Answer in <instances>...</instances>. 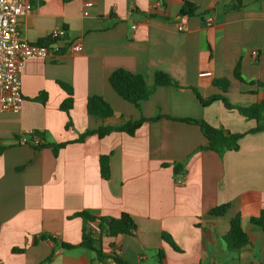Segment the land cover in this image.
<instances>
[{"label":"crops","instance_id":"crops-1","mask_svg":"<svg viewBox=\"0 0 264 264\" xmlns=\"http://www.w3.org/2000/svg\"><path fill=\"white\" fill-rule=\"evenodd\" d=\"M183 1L193 3L196 13L180 15ZM30 3L19 21L21 40L39 44L55 28L65 33L47 45V56L24 59L21 107L0 111V262L120 264L117 258L125 264H160L162 250L163 264H264V231L248 220L264 213V129L248 132L256 121L219 100L202 107L192 89L202 97L223 93L237 106L264 99V0ZM180 23L183 30H178ZM116 68L143 75L148 85L160 70L179 88L156 86L137 107L108 84ZM220 78L228 80L225 92L213 84ZM60 83L73 91L68 114L59 108L66 96ZM43 94L44 103L35 100ZM93 94L113 109L106 124L147 120L132 135L92 134L56 150L19 143L27 131L61 143L96 128L101 121L85 109ZM178 118L203 119L245 134L237 150L218 154L202 148L206 139L199 126ZM103 154L109 155L108 178L99 171ZM174 165L182 171L175 174ZM222 203H229L223 215L209 214ZM80 211L128 213L135 231L102 236L97 254L79 244L84 220L75 213ZM236 214L249 238L237 251L222 239Z\"/></svg>","mask_w":264,"mask_h":264},{"label":"trees","instance_id":"trees-1","mask_svg":"<svg viewBox=\"0 0 264 264\" xmlns=\"http://www.w3.org/2000/svg\"><path fill=\"white\" fill-rule=\"evenodd\" d=\"M197 7L189 2L183 1L179 10L180 15L190 16L195 14ZM58 40L56 37H48L45 40L39 42L41 45H48L50 43ZM234 75L240 79L238 68L234 69ZM108 84L111 88L124 100L133 103L135 106H139L141 101L147 99L152 93L156 86H172L179 88L176 81L170 77L166 72L157 70L154 72V82L153 85H148L143 75L129 71L124 68L114 69L107 77ZM213 84L225 92L228 86V80L224 78L215 79ZM61 88L66 92L65 98L59 104V108L68 114L70 108L73 104V91L68 85L60 83ZM194 90L195 96L202 107H206L210 103L219 100L222 102L225 108L235 109L237 112L247 119H254L256 121L255 127L251 128L248 132H256L258 130L264 129V123L262 122L263 112H264V99L259 100L248 106H237L228 101V99L223 95V93L212 94L207 97H202L197 90ZM45 94L43 96H38L35 100L42 103L45 102ZM85 109L89 116L101 121V123L94 129H86L82 132L79 137L71 141H65L61 143H48L43 141L42 136L34 132L39 138L40 142L32 144L36 149L43 146H53L56 150L57 148L63 147L69 142H81L88 136L95 134L99 138L109 135L112 132H125L129 135L134 134L135 130L147 119L141 117L139 120H124L121 119L120 123L111 125L106 124L103 121L114 116L113 109L111 105L101 96V95H89L86 98ZM170 118V117H168ZM177 120L185 121L188 123L195 124L199 126L202 134L206 139V144L202 147L204 149H209L220 154L226 150H237L239 147V139L245 133H233L223 127H214L208 124L203 119L195 118H178ZM71 125L70 119L66 122V127ZM99 171L103 178H108L109 176V155L103 154L99 156ZM182 168L180 165L173 166V172L175 174L180 173ZM229 203H222L216 205L209 210V214L220 216L223 215ZM76 216L81 217L84 220L80 245L95 251L97 254H101V238L102 236L114 237L121 234H132L135 231V224L128 213L122 212L118 216H97L88 212L80 211L75 213ZM97 220L98 227L100 229L99 233L96 235L91 229L88 228V222ZM249 222L259 226L264 231V213L260 210V213L256 216H250L248 218ZM163 238L169 243V245L175 249L176 244L171 240L169 236L163 235ZM225 241L227 248L232 250H239L245 247L249 243V238L246 232L241 227V218L239 214H236L229 221V228L227 232L222 236ZM63 247L70 248L73 244L62 243ZM160 264H163L164 254L162 250H159ZM48 257L46 260H49ZM115 262L120 264H125L121 260L115 258Z\"/></svg>","mask_w":264,"mask_h":264},{"label":"built area","instance_id":"built-area-1","mask_svg":"<svg viewBox=\"0 0 264 264\" xmlns=\"http://www.w3.org/2000/svg\"><path fill=\"white\" fill-rule=\"evenodd\" d=\"M85 4L90 6L91 3ZM30 7V0H0V111H18L21 107L23 95L20 71L24 59L29 56L45 57L50 53L47 45L29 43L20 39L19 21ZM206 23L210 24L211 18H207ZM178 30H183L182 23L178 25ZM64 33V29L55 28L49 35L59 39ZM75 48L80 49L78 45ZM252 55H257L256 49L252 51ZM18 141L36 144L40 142V138L33 132L27 131ZM97 223V220L88 222V228L96 235L100 231Z\"/></svg>","mask_w":264,"mask_h":264}]
</instances>
